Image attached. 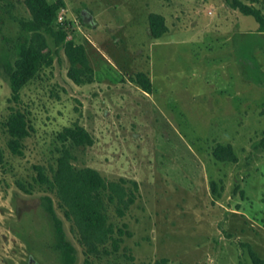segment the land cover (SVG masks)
I'll use <instances>...</instances> for the list:
<instances>
[{"label": "rangeland", "instance_id": "rangeland-1", "mask_svg": "<svg viewBox=\"0 0 264 264\" xmlns=\"http://www.w3.org/2000/svg\"><path fill=\"white\" fill-rule=\"evenodd\" d=\"M64 1L62 23L86 47L95 82L75 85L49 37L53 65L15 104L2 64L18 58L29 36L19 22L31 15L24 0H0V264H62L45 196L77 248L76 264H255L250 251L264 261V33L256 21L223 0ZM152 13L166 19L161 39L151 36ZM141 72L152 94L132 82ZM13 109L31 126L22 156L8 148ZM75 124L94 139L73 149L77 168L139 185L125 217L108 205L109 223L131 234L117 253L109 243L87 256L56 194L36 182V166L51 177L58 135ZM218 145L232 146L238 162L217 161Z\"/></svg>", "mask_w": 264, "mask_h": 264}, {"label": "trees", "instance_id": "trees-1", "mask_svg": "<svg viewBox=\"0 0 264 264\" xmlns=\"http://www.w3.org/2000/svg\"><path fill=\"white\" fill-rule=\"evenodd\" d=\"M263 6L264 0H252ZM232 9L245 16L252 17L258 24V31L264 33V12L242 0H223ZM31 18L21 20L20 26L27 32L24 41L18 46V58L8 60L2 64L3 76L9 81L12 97L11 103L19 104L22 90L32 82L39 73L50 68L54 62L53 51L49 44V37L56 48H63L69 62L68 77L77 86L91 85L95 82L96 73L84 45L69 39L73 30L71 23L59 22V14L65 10L64 0L51 2L49 0H24ZM149 29L154 39H161L168 32L164 16L152 13L149 16ZM250 80L261 84L262 78L247 75ZM140 89L147 94L153 93V83L146 73H137L131 77ZM9 136L8 148L15 156H22L24 142L30 136L31 126L26 113L13 109L4 124ZM61 143L56 167L51 168V177L42 166H36V182L50 192L56 194L60 208L65 218L72 223L79 242L85 248V254L97 255L111 243L112 251L117 253L124 243V237L131 234L123 229H116L109 223L108 205L115 208L118 217L126 216L136 203L139 193L137 182L120 181L108 182L102 175L91 168H77L73 149L76 147H90L94 139L90 133L78 124L65 128L59 135ZM213 155L222 163H237L238 157L232 146L218 145ZM131 184L132 186H129ZM23 190H30L21 186ZM214 191L217 187L213 184ZM44 208L51 223L54 241L61 254L62 264H76L77 248L69 240L65 231L64 221L59 217L54 200L50 196L44 197ZM104 251H107L106 249ZM255 264H262L257 255L250 251Z\"/></svg>", "mask_w": 264, "mask_h": 264}, {"label": "built area", "instance_id": "built-area-1", "mask_svg": "<svg viewBox=\"0 0 264 264\" xmlns=\"http://www.w3.org/2000/svg\"><path fill=\"white\" fill-rule=\"evenodd\" d=\"M62 11H64V10H62ZM62 11H61V12H62ZM61 12H60V13H61ZM63 19H64V17H63L62 15L59 14V22H62Z\"/></svg>", "mask_w": 264, "mask_h": 264}]
</instances>
